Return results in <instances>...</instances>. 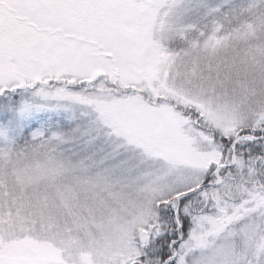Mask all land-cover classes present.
Returning <instances> with one entry per match:
<instances>
[{
	"label": "snow or ice",
	"instance_id": "snow-or-ice-1",
	"mask_svg": "<svg viewBox=\"0 0 264 264\" xmlns=\"http://www.w3.org/2000/svg\"><path fill=\"white\" fill-rule=\"evenodd\" d=\"M0 264H264V0H0Z\"/></svg>",
	"mask_w": 264,
	"mask_h": 264
}]
</instances>
